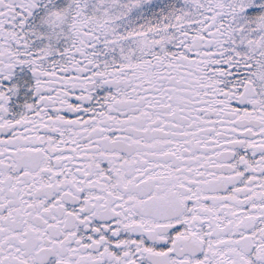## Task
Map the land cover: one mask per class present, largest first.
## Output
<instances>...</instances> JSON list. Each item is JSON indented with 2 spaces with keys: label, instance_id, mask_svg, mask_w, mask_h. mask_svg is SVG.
I'll return each mask as SVG.
<instances>
[{
  "label": "snow or ice",
  "instance_id": "1",
  "mask_svg": "<svg viewBox=\"0 0 264 264\" xmlns=\"http://www.w3.org/2000/svg\"><path fill=\"white\" fill-rule=\"evenodd\" d=\"M0 264H264V0H0Z\"/></svg>",
  "mask_w": 264,
  "mask_h": 264
}]
</instances>
